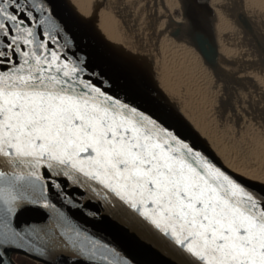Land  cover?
<instances>
[{
    "label": "snow or ice",
    "instance_id": "snow-or-ice-1",
    "mask_svg": "<svg viewBox=\"0 0 264 264\" xmlns=\"http://www.w3.org/2000/svg\"><path fill=\"white\" fill-rule=\"evenodd\" d=\"M46 2L0 0V34L8 39H0V65H13L0 71V164L33 169L10 177L0 171V182L44 181L73 204L60 183L65 178L81 195L141 217L189 264H264V195L113 91L133 84L89 69L83 57L70 59L71 42L58 43L55 33L62 29ZM33 24L45 37L39 43ZM4 191L0 187V248L18 235L10 225L18 197L6 198ZM54 229L69 241L81 235L63 214ZM90 244V258L100 264H131L110 259L114 250L106 244Z\"/></svg>",
    "mask_w": 264,
    "mask_h": 264
},
{
    "label": "bare ground",
    "instance_id": "bare-ground-1",
    "mask_svg": "<svg viewBox=\"0 0 264 264\" xmlns=\"http://www.w3.org/2000/svg\"><path fill=\"white\" fill-rule=\"evenodd\" d=\"M183 1L65 0L77 23L106 54L149 83L220 164L264 186V61L252 50L258 47L264 55V0H236L248 38L221 0H198L199 22L195 23L174 15ZM202 44L206 54L198 49ZM192 108L197 112H192L194 123L189 118ZM213 128L229 147L223 157L208 139ZM76 255L70 249H44L34 259L84 264Z\"/></svg>",
    "mask_w": 264,
    "mask_h": 264
},
{
    "label": "water",
    "instance_id": "water-1",
    "mask_svg": "<svg viewBox=\"0 0 264 264\" xmlns=\"http://www.w3.org/2000/svg\"><path fill=\"white\" fill-rule=\"evenodd\" d=\"M221 2L227 9L228 16L235 21V26L245 38H248L249 32L236 0H221ZM46 6L50 7L49 14L56 19L62 29L55 33L58 43L71 42L70 59L83 57L87 60L89 69L103 72L120 85L133 84L132 88L117 87L113 91L130 103L138 105L142 110H146L166 126L174 128L189 142L194 143L217 166L235 176L256 194L264 195L263 185L248 180L220 164L211 151L196 140L184 123L163 104L149 83L134 76L125 66L115 63L103 50L102 45L89 36L87 29L77 23L75 15L68 8L65 0H47ZM198 8V0L192 3L184 0L183 6L178 11L183 21L189 18L195 23L199 22L200 8ZM8 10L15 11L10 4ZM34 15L37 18L39 16L38 13ZM178 23L180 26H185V22ZM34 31L38 37L36 43L45 39L41 35V28L34 26ZM193 38L198 41L194 35ZM0 39H3L5 44L8 42L2 34ZM200 46L199 51L206 54L204 44ZM3 47L4 45L0 44V48ZM20 47L26 46L21 44ZM205 47L208 49L209 45ZM252 50L259 60L264 61V55L258 47H253ZM60 51L64 52L67 49L61 48ZM72 53L76 56H72ZM13 59L19 63L22 57L14 56ZM12 67L13 65L5 63L0 65V71L8 72ZM32 170L23 165L16 167L7 163L0 164V171L5 172L6 177H10L13 172ZM43 171V167L37 170L38 174ZM59 179L65 186V190L72 195L73 204H69L62 196L57 195L56 191L44 181L38 180L31 184H24L22 187L19 184H13L9 179L0 182V187L5 189L6 198L9 193L18 197L12 205L13 214L10 217L11 228L18 235L11 243L0 248V264H18L14 259L16 256L25 257L37 264H48L34 259L44 249H70L74 253L77 252V261L84 264H100L96 259L90 258L88 251L91 248L90 241H99L113 249L114 251L109 253L110 259L131 261V264H189L187 257L174 246L169 238L163 236L132 211L115 203L109 206L107 202L91 194L81 195L80 188L74 187L65 178ZM45 204L48 206L45 207ZM59 214H63L81 233L78 238L74 237L69 241L60 235V230L54 229V222Z\"/></svg>",
    "mask_w": 264,
    "mask_h": 264
},
{
    "label": "rangeland",
    "instance_id": "rangeland-1",
    "mask_svg": "<svg viewBox=\"0 0 264 264\" xmlns=\"http://www.w3.org/2000/svg\"><path fill=\"white\" fill-rule=\"evenodd\" d=\"M174 15L177 17V18H181V15L178 13V9H174ZM191 106H193V105H191ZM194 108V107H193ZM191 109V110H189L190 111V113H189V118H190V120H191V122L192 123H194L195 122V117L193 116L194 114L192 113V112H195V113H197L196 111H194V109ZM199 114V113H198ZM195 119V120H194ZM208 124V123H207ZM213 130V132H211V135H209V136H211V138L209 137L208 139H210L211 141H212V143L211 144H213V146L215 147V149H216V152L221 156V157H223V156H225V155H227L228 153H229V147L228 146H226L225 144H224V140H223V137L221 136L222 134L220 133V131L218 130V129H212ZM221 134V135H220ZM207 139V140H208ZM211 151V150H210ZM211 153L214 155V153L211 151ZM215 157H216V155H214ZM217 158V157H216ZM218 159V158H217ZM234 166H236L237 167V170H240L241 172H243L242 174H247V170L244 168V167H238L237 165H235L234 164ZM243 169V170H242Z\"/></svg>",
    "mask_w": 264,
    "mask_h": 264
},
{
    "label": "flooded vegetation",
    "instance_id": "flooded-vegetation-1",
    "mask_svg": "<svg viewBox=\"0 0 264 264\" xmlns=\"http://www.w3.org/2000/svg\"><path fill=\"white\" fill-rule=\"evenodd\" d=\"M14 259H16L18 264H31V263H28V261H26L25 258L23 257H15ZM33 264H36V263H33Z\"/></svg>",
    "mask_w": 264,
    "mask_h": 264
},
{
    "label": "trees",
    "instance_id": "trees-1",
    "mask_svg": "<svg viewBox=\"0 0 264 264\" xmlns=\"http://www.w3.org/2000/svg\"><path fill=\"white\" fill-rule=\"evenodd\" d=\"M16 257H21V256H16ZM25 260H26V261H28V263H31V264H33V263H34V262H32V261L28 260L27 258H25Z\"/></svg>",
    "mask_w": 264,
    "mask_h": 264
}]
</instances>
